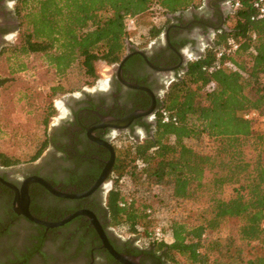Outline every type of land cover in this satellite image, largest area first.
I'll return each instance as SVG.
<instances>
[{
    "label": "trees",
    "instance_id": "trees-1",
    "mask_svg": "<svg viewBox=\"0 0 264 264\" xmlns=\"http://www.w3.org/2000/svg\"><path fill=\"white\" fill-rule=\"evenodd\" d=\"M234 1L240 6L233 25L163 100L161 110L176 121L163 122L160 110L154 135L145 145L119 149L110 177L111 217L127 232L147 234L156 226L146 214L148 198L168 210L171 242L147 235L145 246H155L170 264H264V124L239 115L264 109V21L252 20V0ZM200 5L201 0H18L22 42L2 53L20 69L21 56L41 53L60 78L76 66L96 80L97 63L112 65L125 54L127 18L157 9L168 16ZM228 39L238 44L223 59L230 66L207 72L215 48ZM0 159L15 163L4 154ZM121 180L132 181L137 205L119 206Z\"/></svg>",
    "mask_w": 264,
    "mask_h": 264
},
{
    "label": "flooded vegetation",
    "instance_id": "flooded-vegetation-1",
    "mask_svg": "<svg viewBox=\"0 0 264 264\" xmlns=\"http://www.w3.org/2000/svg\"><path fill=\"white\" fill-rule=\"evenodd\" d=\"M233 3L201 0L198 7L166 16L149 30L146 45L134 40L127 44L121 60L110 65L101 88L73 95L58 118L53 115L56 104L50 105L42 120L47 136L32 156L39 153L36 159L23 167L5 165L0 159V264H123L104 246L88 217L79 215L54 226L85 210L95 215L118 254L136 257L140 264H170L162 252H155V246H142L137 237L120 233L111 217L108 195L121 147L117 142L124 134L137 145L135 137L143 136L145 142L151 139L170 86L229 30ZM17 5L18 0H0V58L3 50L15 49L22 42ZM128 54L119 75L116 66ZM25 66L22 63L21 69ZM7 77L0 68V90L9 82ZM113 154L108 178L90 195L75 197L97 183ZM32 177L70 197L57 195L40 182H31L24 192L23 186Z\"/></svg>",
    "mask_w": 264,
    "mask_h": 264
},
{
    "label": "rangeland",
    "instance_id": "rangeland-1",
    "mask_svg": "<svg viewBox=\"0 0 264 264\" xmlns=\"http://www.w3.org/2000/svg\"><path fill=\"white\" fill-rule=\"evenodd\" d=\"M151 15L149 13L140 15L136 25L131 29L130 36L136 43L146 45L150 41L149 30L156 26ZM232 25L233 21L228 28ZM202 40L203 38L198 46L202 44ZM18 62L26 64L24 70L13 67L12 64H16L15 60L8 54L0 58L1 73L8 75L9 80L0 90V155L12 158L15 160L13 165L23 167L31 160L40 142L47 136L46 122L43 123L42 120L47 110L51 108L50 105L56 104L57 109L53 115L58 118L66 108L65 101L69 102L73 95L80 94L83 89L94 92L101 88L107 81L106 75L111 66L105 62L97 63L95 65L97 79L93 80L86 78L76 66L70 70L67 77H58L55 69L45 61L41 53L21 56ZM54 86H60L63 90L53 91ZM135 141L140 146L147 143L143 136L135 137ZM133 142L132 138L124 134L117 144L123 150L133 145ZM154 204H158L157 200ZM119 232L122 233L121 230Z\"/></svg>",
    "mask_w": 264,
    "mask_h": 264
},
{
    "label": "built area",
    "instance_id": "built-area-1",
    "mask_svg": "<svg viewBox=\"0 0 264 264\" xmlns=\"http://www.w3.org/2000/svg\"><path fill=\"white\" fill-rule=\"evenodd\" d=\"M252 5L255 9V14L252 16V20H262L264 21V0H252ZM240 6L238 1H234L233 8L234 10ZM152 21L155 25L158 23H162L163 20L166 19V15H164L161 11L157 9L152 13ZM137 18L129 17L126 20V27L129 32L131 33V29L136 25ZM133 38L130 36L129 41H132ZM238 48V44L234 42L232 39H228L226 42L222 43L221 45L217 46L214 50V62L209 66H205V70L209 73L213 71L219 70L224 68L225 66H230V63L223 62V59L228 56L230 53L235 51ZM239 115L246 121L258 124H264V109H247L241 111ZM161 117L163 122H171L176 121V117L171 115L170 112L167 110H161ZM208 151L211 150V145H207ZM139 167L142 166V163H138ZM111 182L114 186L113 177L111 178ZM122 186V199L119 201V206L123 209L130 208L132 206L137 205V198L135 196L134 188L132 181L121 180ZM113 188V187H112ZM155 189H159L156 187ZM146 214L149 218L153 219L156 223V226L153 227L149 233L145 234L143 232L132 234L127 232L125 225H119V230H121L122 234L125 236H134L139 239V242L142 246L147 244L149 235L152 239L158 242H171L170 235L166 232V229L170 225V215L168 210L165 207L158 206V204L152 203V200L148 198L146 201ZM121 228V229H120Z\"/></svg>",
    "mask_w": 264,
    "mask_h": 264
},
{
    "label": "water",
    "instance_id": "water-1",
    "mask_svg": "<svg viewBox=\"0 0 264 264\" xmlns=\"http://www.w3.org/2000/svg\"><path fill=\"white\" fill-rule=\"evenodd\" d=\"M127 44H130V41L127 40L126 41ZM129 57V54L127 56H125L123 58V60L121 61L120 65L116 66V69L118 70V73L120 75V71H121V67L123 65V63L128 59ZM114 162V154H113V157H112V160H111V163L105 168V170L103 171V173L101 174L100 176V179L97 181V183L88 191L84 192V193H81L75 197H85V196H88L90 195L91 193H93L97 188L98 186L106 179L108 178V176L110 175L111 173V169H112V164ZM31 182H40V183H43L45 184L48 188L49 185H47V183H45L42 179L38 178V177H32V178H29L26 182V184L23 186V189H24V192H26L27 188H28V185L31 183ZM51 189V188H50ZM55 194L57 195H61V196H65V197H70L68 196V194H64V193H57V191H55L54 189H51ZM79 215H84L86 217H88L89 220H91L94 225L96 226V229L98 230L99 234H100V237L102 238L103 242H104V246L106 248H108L111 253L115 256V258L120 261L121 263L123 264H140L139 263V260L138 258H134V257H131V256H127V255H122V254H118L116 251H114V249L111 247V245L109 244L104 232L101 230V228L98 226V223H97V220H96V217L93 213H91L90 211H79L73 215H70L68 216L67 218H65L62 222L60 223H56L54 224V226H58V225H62L64 223H67L68 221L72 220L74 217L76 216H79Z\"/></svg>",
    "mask_w": 264,
    "mask_h": 264
}]
</instances>
